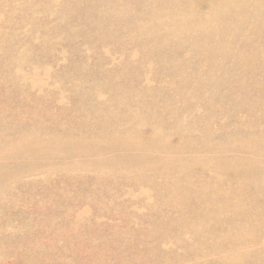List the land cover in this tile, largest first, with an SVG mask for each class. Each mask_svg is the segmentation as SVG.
I'll list each match as a JSON object with an SVG mask.
<instances>
[{"label": "rangeland", "instance_id": "rangeland-1", "mask_svg": "<svg viewBox=\"0 0 264 264\" xmlns=\"http://www.w3.org/2000/svg\"><path fill=\"white\" fill-rule=\"evenodd\" d=\"M0 264H264V0H0Z\"/></svg>", "mask_w": 264, "mask_h": 264}]
</instances>
